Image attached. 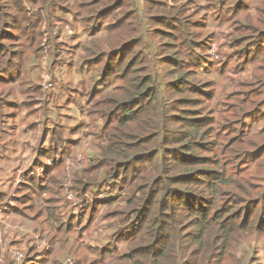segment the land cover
<instances>
[{"label":"rangeland","instance_id":"obj_1","mask_svg":"<svg viewBox=\"0 0 264 264\" xmlns=\"http://www.w3.org/2000/svg\"><path fill=\"white\" fill-rule=\"evenodd\" d=\"M2 1L12 7L7 32L0 39V96L7 95L9 107L19 115L21 141L29 136L22 131L24 123L37 117L48 127L44 134L52 145L47 141L49 150L40 161L60 157L63 162L54 165L49 175L57 178L54 184L44 176L41 180L47 179L36 181L37 190L44 191L40 187L48 184V189H54L48 192L49 198L64 205L72 194L71 210L80 213L81 219L64 220L68 219L64 216L61 226L58 221H47L44 202L38 205L37 197L29 212L33 220L26 224L41 232L40 244L50 242L49 254L24 262L150 264L153 259L146 257L147 252L159 248L152 244L158 240L161 244L160 231L169 236L166 240L173 248L171 253L165 248L157 257L163 264H264V226L259 222L264 219V95L259 91L262 83L256 82L260 74L264 76V0H126L120 8H116L118 0H112L109 8L92 13L80 8L86 0H76L78 5L75 0H59L61 9L52 26L57 32L60 29L57 36H62L63 43L50 39L48 23H40L37 32L41 31L28 39L34 23L24 21L22 13L17 18L15 6H30L31 0ZM97 1L88 0V4ZM136 3L140 14L138 6L132 8ZM97 14L89 23L81 20ZM71 28L76 31L73 40L67 36ZM90 29L94 37L89 36ZM246 55L250 61L243 64ZM47 74L61 89L60 95L52 93V104L41 90ZM132 76L139 81L148 79L151 92H142L130 106L122 105L124 88ZM110 97L116 98L118 107L96 106L100 100L107 104ZM124 106L134 121L124 119L118 125L130 127L138 143L145 138L129 151L147 157L140 162L130 160L115 172L99 159L103 147L97 145L107 144L104 110L115 123L125 117ZM2 120L0 114L2 135L3 126L17 123L3 124ZM191 141L196 149L188 153L200 157L195 168L216 172L208 180L209 185L214 182L215 190L210 194L193 182L185 187L170 182L176 192L205 196L210 203L201 208L197 204L202 213L197 208L184 211V201L175 199L173 204L172 193L160 191V178L173 173L172 165ZM56 146L58 151L53 150ZM17 151L22 150L18 147ZM91 162L97 183L83 188L76 177ZM166 184L170 185L169 180ZM27 190L23 186L22 192ZM95 196L101 200L93 199L90 215L84 205ZM247 206L256 207L254 212L249 210L250 217ZM144 207L147 211L140 222ZM38 209L41 213L35 219ZM175 211L178 215L173 223ZM91 216V225L84 222ZM12 220L20 223L23 216ZM142 224L154 233L151 242L145 241ZM222 224L231 231L224 234L219 228ZM4 248L5 244L0 246V256Z\"/></svg>","mask_w":264,"mask_h":264},{"label":"trees","instance_id":"obj_2","mask_svg":"<svg viewBox=\"0 0 264 264\" xmlns=\"http://www.w3.org/2000/svg\"><path fill=\"white\" fill-rule=\"evenodd\" d=\"M145 1H147V0H145ZM126 2H129V1L118 0V3L116 4V8L117 7L120 8L121 6L125 5ZM75 3H77L76 0H75ZM94 3H91L92 5L88 4V0H86V3L81 4L80 8L84 9L87 12L92 13V12H95L100 7L109 8L111 6V4H113L112 0H99L95 4ZM10 5L11 4L9 2H3V1H2V3L0 2V39L1 38L4 39L3 36L7 32V28H6L7 23H8L7 19L9 16H11V12L9 11V7H12V6H10ZM77 5H78V3H77ZM77 5H75V6L77 7ZM136 6H138L137 7V13L140 14L141 9H140L139 4L138 5H137V3L133 4L132 8L134 9ZM15 7H16L15 11L17 12V15H18L17 18H19V14L22 13V14H24V21H26V22L29 21V22L34 23L33 28L28 30V34H29L28 39L29 40H31L35 35H37L41 31V30H39V32H37V27L40 25V23H46V24L48 23V25L46 26V29H47L48 34H50V39L52 38V41H56L59 43L64 42L63 39L61 38L62 36H57V33L60 31V29L57 32L54 29L55 27L52 26L53 21L56 18L57 10L61 9V5L59 6V0H31L30 6L19 4V5H16ZM114 8H110V9H114ZM121 14H122V12H121ZM98 16H99V14H97L95 17L85 15V16H83V18H81V20L83 22L89 23L93 19L96 20L98 18ZM69 21H67V23L71 22V21L70 22ZM19 22L20 21H16V27H19L18 26ZM29 22H27V23H29ZM64 22L65 21H62L61 24L64 25ZM68 27H69V25L65 28H68ZM69 30H72V34L69 32ZM69 30H68L67 36H68L69 40H71V39L73 40L76 31H75V29H72V28ZM91 30H93V29L89 30V32H90L89 36L94 37L95 31L92 32ZM52 35L55 36L54 39H53ZM92 43L90 45H92ZM95 43H96V41H95ZM3 45H4V43H3ZM4 47H5V45H4ZM229 48L231 49L230 46H229ZM4 51L6 53H8L5 48H4ZM10 54H13V53H10ZM34 54H36V52ZM3 55H6V54H3ZM13 55H16V54L14 53ZM234 58L236 59V57H234ZM89 60L91 61L92 58L89 57ZM249 61H250V56L246 55V57H244L242 63L247 64ZM34 65L32 66L31 69L34 68ZM262 70H264V64L262 65ZM247 71H248V69H247ZM17 73H18V75L19 74L21 75V72L17 71ZM260 75H259L258 79L256 80V82L262 83V86L259 89V91H261V93L264 95V76H260ZM147 85H149V86H147ZM150 86L151 85H150V82L148 79L145 78L143 81H139V78H136V77L134 78V76H132L128 81V86H126L124 88L125 94H123V98H125V100L122 101L121 104L126 105L127 103H129V106H130L131 103H135L136 101H138L139 96L141 95L142 92H145V91L147 93L151 92ZM172 87H171V89H172ZM174 88H176V87H174ZM1 94H2V92H1ZM3 94H4V92H3ZM110 99H112V100L108 101L107 104H105V102H104L105 100H100L99 102H97L96 106L103 107V108L106 107V109L108 107H109V109H111L113 107L119 106L117 104L116 98L110 97ZM263 100H264V98H263ZM6 101H7L6 97L0 98V107H1V105L5 104ZM91 101L92 100H90V102ZM124 107L126 108L125 117H123L119 120H116L117 122H115V123H111L113 118L111 117V115L108 116L106 114V109L104 110L105 111L104 115L106 116V122H105L106 127L104 128L103 133H104V136H106L107 144L104 143L103 145L102 144L97 145V146L103 147V154L100 156L99 159L107 161L108 162L107 165L111 168L110 170L111 171L115 170V172L118 170L120 171L121 167L126 166V164L130 160H132V162L133 161L140 162V161L145 160L147 157L145 155H137L136 156L134 153H131L129 151L131 148L132 149L137 148L138 145H140L141 143H143L145 141V138H144V140H142L141 142L138 143L137 140H135V138H134L135 137L134 134L130 133V127H122V126L118 125L124 119H127L126 121L128 123L133 124V121H134L133 116H132V114H129V110L127 109L128 106H124ZM48 112H49V110H47V113ZM52 112H54V108L52 109ZM82 112H84L83 109H82ZM54 117H55V115L48 117V121L50 120V118L53 119ZM199 121H201V119ZM128 128H129V130H128ZM196 128H197L196 125H194L193 129H196ZM3 129L8 131V129H10V127L8 128V126L5 125V126H3ZM47 129H48V127L46 128V131H47ZM43 136L46 139V137H47L46 134ZM195 137H196V135H194V138ZM52 141L54 142V140H52ZM60 141H63L62 137H60ZM0 147H1V145H0ZM52 147H54V145ZM58 149H59V147L56 146V148L53 150L58 151ZM184 149H186V150H184V153H181V155L178 157L179 160H178L177 164L172 165L173 173L172 174H166L165 176H162L160 178L159 181L163 182V187L160 189V191L163 193H172L171 197H173V200L171 202H173V204L175 202V199L176 200L181 199L182 201H184L185 205H187V208H184V206H183L184 211H185V209L195 210L197 208L198 212L202 213L203 209H200V208L204 207V203H210L207 200V198H205V196L195 195V194H193L191 192H187L185 190L183 193L176 192L175 191L176 189L173 187L170 180L172 181V183H176V184H182L183 183L184 187L193 182L197 185H201V187H202L201 191L208 190L210 193L211 190L212 191L215 190V187L213 186L214 182H211V185H209L208 180L210 179V176H212L216 172L210 171L207 169L195 168L196 163L198 161H200V157H198L194 154L188 153L187 150L196 149V146L192 143V141L189 142V144H187V146ZM48 150H49V147L42 148L41 154H39L38 156H36L33 159L32 167H39V166L44 165L45 161L42 163L40 160H42V158H45L44 152L48 151ZM89 160H90V156H89ZM88 163H89V161H88ZM107 165L105 166L106 169L108 168ZM93 170H94V168H93V164L91 162L88 167H86V168H84L78 172L77 177H76V182L79 183V185H82L83 188H84V186H88V185H91L93 183H97L96 179L94 178V171ZM111 171L108 172V175L111 173ZM162 171H159V172H162ZM169 173H171V168L169 169ZM55 180H57V178ZM167 180H169L170 185L166 184ZM90 188H94V187L91 186ZM22 190H23V187H21L18 191L13 190L12 194H8V191L0 192V196L3 197L2 198L3 200L0 201V210L7 209L9 203L10 204L14 203V205H16V207L18 209L22 210L23 212L31 210L32 206L28 205L30 200H28L29 198H26V196L24 195L25 193H23ZM93 190L95 191V189H93ZM16 192H19V194L17 196L15 194ZM96 197L97 196L92 198L90 204L86 203L89 205V212H91V206L94 203L93 199H95ZM50 200H53V199L50 198ZM95 202H97V201H95ZM138 202H140V198L138 199V201L135 204H138ZM184 203H183V205H184ZM197 204L200 206V208H198ZM212 205H217V204L214 203ZM64 209H66V210L63 211ZM71 209H72L71 206H64V204H59V202L57 204H54V202H51V204H49V202L46 201L45 211L47 212V221H52L53 223H54V221H58L57 225L61 226L60 222H61L62 217L70 214L72 212ZM255 209H256V207L250 208V206H247L248 217L251 216V213H252L251 211L254 212ZM174 210H177V209L174 207ZM249 210H251V211H249ZM146 211H147V207H144L143 211L139 212L138 218H139L140 222H141V219L143 217L142 214ZM173 213H176V211ZM203 214L206 215L207 212H205ZM39 215L40 214L37 212L36 214L33 215V217L35 219H38ZM90 215H91V213H90ZM177 215H178V213H176L175 215H171L173 223L176 222V220L174 218L177 217ZM217 216H218V213H215L214 217H217ZM64 220H74V219H71L70 217H68V219H64ZM93 220H94V216L93 217L91 216L89 220H84V222H89V224L91 225L93 223ZM45 221L46 220H43L41 222V224L45 223ZM253 222H255V218L253 219L252 223ZM259 222L263 223L261 225V227H263L264 226V219H260ZM62 223L65 224L64 221ZM202 223H203V221H202ZM64 224H62V225H64ZM57 225L56 226L53 225V227L57 228L58 227ZM67 226H68V224H67ZM202 226H203V224H202ZM219 228L224 232V234H227L229 231H231V228L225 227V224H222L221 226H219ZM259 228H260V224H259ZM141 229L142 230L145 229V233H146L145 241L151 242V237H154V233L153 232L150 233L149 228H147L143 224L141 225ZM42 237L43 236H41V234L38 233L37 236H33L32 234H29L27 241L24 240L23 238H20L18 240L13 238V240H14L13 245L15 247L21 246V245L17 246L18 244H15L16 241H23V240L25 241L26 246L28 247V251L26 253H25V250L23 248V251H24V258L22 260L23 263H25L24 261H26V259H28V258H32L33 260H39V257H42V256L44 257V255L48 256L49 252L48 251L46 252L45 248L40 245V240L42 239ZM54 237L55 236H53L52 239H54ZM158 238L161 239V244L159 243L160 240H158V241H156V243L154 241V244H152V245H153V248H154V246H157L159 248H157L155 251L150 250L151 252L146 251L147 252L146 257H148L149 259H153V260H151L150 264H163L162 261H159L160 259H158L157 257H160L162 255V251L165 248L168 251V252L166 251L167 253H171L173 250V248L171 247L169 239L166 240L167 238H169V236H164L162 234V232L158 231ZM48 243L50 244L49 241H48ZM173 247L175 248L174 245H173ZM49 248H50V246H49ZM148 249H150V247ZM18 263L19 262L14 261L10 255L8 256V258H4L3 260H0V264H18ZM33 263L34 262H32L31 264H33Z\"/></svg>","mask_w":264,"mask_h":264},{"label":"crops","instance_id":"obj_3","mask_svg":"<svg viewBox=\"0 0 264 264\" xmlns=\"http://www.w3.org/2000/svg\"><path fill=\"white\" fill-rule=\"evenodd\" d=\"M42 88V87H41ZM43 90V89H41ZM60 95L61 90H56L54 94ZM54 94L49 93V103L52 104L54 100ZM2 97H6L7 101L5 104L1 105L0 107V114L3 116V124H8L10 121H17L15 125H10V129L6 131L3 129L1 132L4 133L3 135L0 133V192H6L8 191V194H12L13 190L18 191L21 187L25 186L28 188L27 192L24 195L26 198H29V206H32L33 209L35 206L36 198L38 197V205H42L44 202V209L46 206V201L51 204V202H54V204H57L58 201L50 200L48 192L52 193L54 189H48L45 186H41L40 190H44L42 192L37 190L36 183L34 179H29L27 176L28 170L34 168L32 167L33 159L41 154V150L44 147H49L47 145V141H50L49 136L44 138L43 135L46 126L42 119L37 118L30 123H24V126L22 127V131H25V134L27 133L29 136L25 137L22 141L23 137H20L17 135V132H19L20 129V122H19V115L15 114L14 110L9 107V98L7 95H3ZM37 101H41L40 98L37 99ZM40 102H37V104ZM41 105L38 104L37 110L40 109ZM43 109V108H42ZM33 115H30V117ZM46 120V119H45ZM48 121V120H47ZM10 137V139H6L4 141L1 140L2 137ZM51 142V141H50ZM52 144V142H51ZM17 146V147H16ZM21 148L23 151H17V148ZM16 155V156H13ZM42 158V157H41ZM21 161H24V164H20ZM52 169L49 171L47 176L50 175ZM17 173V174H16ZM21 178V181L19 179ZM52 183L54 184V180L56 179L55 176H49V178ZM48 183V182H45ZM44 183V184H45ZM45 196L46 198H44ZM3 198L0 196V199ZM3 200V199H2ZM61 201H59V204ZM31 209V210H32ZM29 211L23 212L22 210L18 209L14 203L8 204V208L4 210H0V246L5 244L4 253L1 256L0 260H3L4 258H8L9 256V248L14 246V240L23 238L24 240H28L29 234H32L33 236H37L38 233L40 234V231L37 232L36 228H32L30 226H27V221H32L33 218ZM23 212V213H22ZM37 212L40 214L41 211L38 209ZM15 216H23V220L20 223H17L16 221H13L12 219ZM13 221V222H12ZM16 223V224H15ZM26 224V225H25ZM16 241L15 244H18V246H22L26 251H28V247L26 246L25 241ZM30 253V252H29Z\"/></svg>","mask_w":264,"mask_h":264},{"label":"clouds","instance_id":"obj_4","mask_svg":"<svg viewBox=\"0 0 264 264\" xmlns=\"http://www.w3.org/2000/svg\"><path fill=\"white\" fill-rule=\"evenodd\" d=\"M69 32L72 33V30H69ZM42 86H43V91L45 93H47V94L54 93L56 90H59L60 89L59 88V84H55L54 85V82H53L52 77L50 76V74H47L46 75L45 82H43ZM62 162H63V160L60 157L48 158L47 161H45L44 165L39 166V167H34V168L28 170L27 176H28L29 179H34L35 182L36 181H39V180L42 179V177L47 176V174L53 168L54 165L59 164V163H62ZM45 179H47V178H43V180H41V181H44ZM20 181H21V178L19 179L18 182H20ZM96 198H98L99 200H101V196L100 197L97 196ZM72 204H73V196H72V194H70L69 200H68L67 204L64 205V206H72ZM84 209H86L87 211H89V205L88 204H85L84 205ZM73 216H76L79 220H81L80 219V213H78L76 211H72L70 214L66 215V217H70V218H72ZM40 245L45 248V251L46 252L48 251L49 246H50V244L48 243L47 240H46V243H43V244H40ZM14 249L21 250L22 253H23V258H24V251H23V247L22 246H20V247H15V246L10 247L9 250H8L10 256L13 257V253L12 252H13ZM23 258L21 260H19V261L16 260L15 258L13 260L16 261V262H21L23 260ZM40 258L41 257H39V259ZM0 259H1V256H0Z\"/></svg>","mask_w":264,"mask_h":264},{"label":"built area","instance_id":"obj_5","mask_svg":"<svg viewBox=\"0 0 264 264\" xmlns=\"http://www.w3.org/2000/svg\"><path fill=\"white\" fill-rule=\"evenodd\" d=\"M12 253H13V257H14L15 259L18 258V261L21 260V259L23 258V253H22V251L19 250V249H14ZM16 260H17V259H16Z\"/></svg>","mask_w":264,"mask_h":264}]
</instances>
